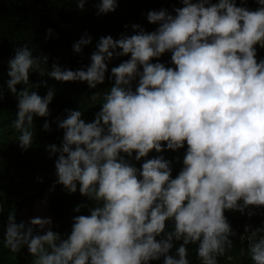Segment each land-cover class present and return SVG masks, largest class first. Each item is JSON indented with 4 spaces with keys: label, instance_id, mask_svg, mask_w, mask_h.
<instances>
[{
    "label": "clouds",
    "instance_id": "obj_1",
    "mask_svg": "<svg viewBox=\"0 0 264 264\" xmlns=\"http://www.w3.org/2000/svg\"><path fill=\"white\" fill-rule=\"evenodd\" d=\"M88 1L75 0L76 8ZM94 1L96 17L121 3ZM255 4L162 0L131 34L100 36L79 68L49 66L43 52L15 47L0 99L6 88L17 101L10 126L21 151L34 145V117H49L56 91L39 95L34 89L46 82L31 83L30 73L89 89L107 73L111 85L88 95L99 101L90 121L79 107L56 117L62 138L45 145L55 157L49 191L58 184L86 198L73 208L70 232L54 231L47 216L17 222L13 208L3 247H26L32 264H190L195 245L200 264H220L239 243L250 264H264V0ZM52 34L48 28L45 40ZM91 42L85 32L72 50L80 54ZM165 53L170 59L161 62ZM42 129L51 131L47 119ZM169 151L178 154L166 158Z\"/></svg>",
    "mask_w": 264,
    "mask_h": 264
},
{
    "label": "trees",
    "instance_id": "obj_2",
    "mask_svg": "<svg viewBox=\"0 0 264 264\" xmlns=\"http://www.w3.org/2000/svg\"><path fill=\"white\" fill-rule=\"evenodd\" d=\"M121 3L114 12L95 15L96 4L94 0L85 2L84 10H78L75 0H0V87H3L7 79V60L14 55V48L22 44H28L34 54L39 51L48 56V65L55 60L62 66L69 64L79 68L87 65L89 56L95 50V43L100 36L111 35L117 38L122 32L131 34V24L145 17L149 10H158L162 6V0H120ZM215 2V0H212ZM241 0H237L239 5ZM247 5L255 8V0H245ZM129 25L128 29L124 25ZM51 28L53 34L45 40L46 30ZM90 28V29H88ZM85 32L92 37L91 44L85 46L80 54L72 50V44ZM264 54V50H263ZM127 56L119 57L108 64V68L116 66ZM161 62H168L170 54L165 53L160 58ZM31 83L46 84L37 87L39 95L43 96L48 86L56 89L53 100L49 104L50 115L47 118L34 117L36 129V140L34 145L26 151H21L16 142L18 133L11 128L12 117L0 119L6 122L3 134L0 135V264H32V256L24 247L19 253H12L2 245L3 224L6 222L7 214L15 209L16 220L27 222L31 214L28 210L36 204L46 201L49 206L46 209L48 216L53 222V230L66 234L71 229V217L77 213L73 208L86 200L79 191L76 193L66 192L61 185H56L54 190L49 188L56 180L54 169V158H49L45 145L56 143L59 145L63 131L57 128L52 121L56 117L63 118L65 109L77 107L83 113V118L90 121L99 109V101L91 103L88 95L93 91L106 90L111 81L106 80L97 85V89H89L86 82H58L46 76H40L32 72L29 75ZM22 87L17 85L18 90ZM16 99L7 89H4L3 99H0V108L14 105ZM47 119L51 131L42 129L44 120ZM183 150H180L182 153ZM152 152L149 155H155ZM178 153L165 152L166 158L171 159ZM179 163L173 164V175L178 171ZM37 177L42 178L38 180ZM46 212V210H44ZM87 214L86 209L81 213ZM178 242H174L175 244ZM190 264H200L194 251L195 245H189ZM242 244L234 243L230 250L232 260L225 259L220 264H250L247 255L241 256L239 249ZM174 251V249H173ZM152 264H161V261H153Z\"/></svg>",
    "mask_w": 264,
    "mask_h": 264
},
{
    "label": "rangeland",
    "instance_id": "obj_3",
    "mask_svg": "<svg viewBox=\"0 0 264 264\" xmlns=\"http://www.w3.org/2000/svg\"><path fill=\"white\" fill-rule=\"evenodd\" d=\"M16 103L14 105H8L6 107L0 108V119L12 117L16 112ZM6 125H7L6 122L0 121V135L3 134V129ZM1 142H2V138L0 137V143ZM46 203L36 204L34 207H32L28 210L27 214H31V217H35V216H47V217H49L48 211L46 209ZM48 206H49V204L47 203V208H48ZM44 210H46V212H44Z\"/></svg>",
    "mask_w": 264,
    "mask_h": 264
}]
</instances>
